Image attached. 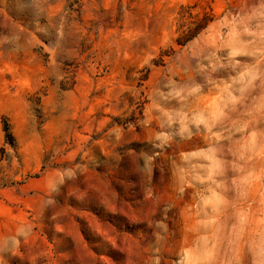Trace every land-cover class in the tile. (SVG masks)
Listing matches in <instances>:
<instances>
[{
  "label": "rangeland",
  "instance_id": "1",
  "mask_svg": "<svg viewBox=\"0 0 264 264\" xmlns=\"http://www.w3.org/2000/svg\"><path fill=\"white\" fill-rule=\"evenodd\" d=\"M0 264H264V0H0Z\"/></svg>",
  "mask_w": 264,
  "mask_h": 264
},
{
  "label": "trees",
  "instance_id": "2",
  "mask_svg": "<svg viewBox=\"0 0 264 264\" xmlns=\"http://www.w3.org/2000/svg\"><path fill=\"white\" fill-rule=\"evenodd\" d=\"M8 130V128H6V131Z\"/></svg>",
  "mask_w": 264,
  "mask_h": 264
}]
</instances>
